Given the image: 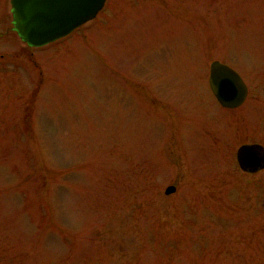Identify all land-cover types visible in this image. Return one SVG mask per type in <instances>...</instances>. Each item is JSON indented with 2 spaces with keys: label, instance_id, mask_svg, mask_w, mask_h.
Wrapping results in <instances>:
<instances>
[{
  "label": "rangeland",
  "instance_id": "374dc122",
  "mask_svg": "<svg viewBox=\"0 0 264 264\" xmlns=\"http://www.w3.org/2000/svg\"><path fill=\"white\" fill-rule=\"evenodd\" d=\"M110 1L26 48L0 0V264H264V0Z\"/></svg>",
  "mask_w": 264,
  "mask_h": 264
},
{
  "label": "water",
  "instance_id": "95a60500",
  "mask_svg": "<svg viewBox=\"0 0 264 264\" xmlns=\"http://www.w3.org/2000/svg\"><path fill=\"white\" fill-rule=\"evenodd\" d=\"M105 0H11L13 30L28 47H42L69 35L94 19ZM209 85L218 102L226 108L239 106L246 97L240 76L218 61L210 64ZM240 168L256 172L264 168V148L243 145L237 151ZM173 186L165 189L169 195Z\"/></svg>",
  "mask_w": 264,
  "mask_h": 264
},
{
  "label": "flooded vegetation",
  "instance_id": "af4514ba",
  "mask_svg": "<svg viewBox=\"0 0 264 264\" xmlns=\"http://www.w3.org/2000/svg\"><path fill=\"white\" fill-rule=\"evenodd\" d=\"M7 1V3H6V5H5V13H6V17H7V15L9 14L10 16H11V19H10V21H9V30L11 31V32H13L14 33V31H13V25H12V14H11V0H6ZM111 4H112V2L110 1V0H105V3H104V7H103V9H102V11L103 12H107L108 10H110V7H111ZM9 7V8H8ZM211 92V91H210ZM212 94V93H211ZM213 96V95H212ZM248 96H249V89H248V87H247V95H246V99H245V101L238 107V108H235V109H227V108H224V107H222L216 100V103H217V105L219 106V107H221L222 109H226V110H232V111H234V110H237V109H239L245 102H246V100L248 99ZM215 99V98H214ZM254 143H256V142H254ZM254 143H250V142H247V143H243V144H240L238 147H237V150H236V153H235V158L237 157V151H238V149H239V147L240 146H242V145H245V144H254ZM260 144V143H259ZM236 162H237V159H236ZM237 165H238V162H237ZM238 168L240 169V167H239V165H238ZM241 170V169H240ZM263 169H260V170H258L257 172H260V171H262ZM242 171V170H241ZM243 173H246V174H255V173H257V172H254V173H249V172H245V171H242Z\"/></svg>",
  "mask_w": 264,
  "mask_h": 264
}]
</instances>
